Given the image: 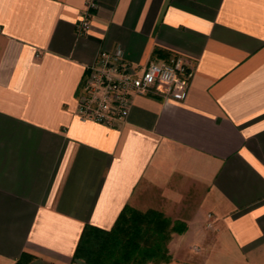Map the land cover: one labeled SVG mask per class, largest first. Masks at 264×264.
<instances>
[{
  "label": "crops",
  "instance_id": "obj_1",
  "mask_svg": "<svg viewBox=\"0 0 264 264\" xmlns=\"http://www.w3.org/2000/svg\"><path fill=\"white\" fill-rule=\"evenodd\" d=\"M0 0V264H71L85 226L131 207L183 223L166 264H264V0ZM182 58L183 101L76 116L86 68Z\"/></svg>",
  "mask_w": 264,
  "mask_h": 264
},
{
  "label": "built area",
  "instance_id": "obj_2",
  "mask_svg": "<svg viewBox=\"0 0 264 264\" xmlns=\"http://www.w3.org/2000/svg\"><path fill=\"white\" fill-rule=\"evenodd\" d=\"M99 0H85L76 25L77 35H85ZM191 68L182 58L168 62H149L136 70L121 47L101 51L86 68L77 98L76 116L107 127L124 122L134 97L159 93L174 101H183L190 86Z\"/></svg>",
  "mask_w": 264,
  "mask_h": 264
},
{
  "label": "trees",
  "instance_id": "obj_3",
  "mask_svg": "<svg viewBox=\"0 0 264 264\" xmlns=\"http://www.w3.org/2000/svg\"><path fill=\"white\" fill-rule=\"evenodd\" d=\"M185 231L183 223L160 212L125 207L109 230L84 227L71 264L83 257L91 236L96 245L85 253L88 264H166L170 261L168 244ZM33 258L23 253L14 264H27Z\"/></svg>",
  "mask_w": 264,
  "mask_h": 264
},
{
  "label": "rangeland",
  "instance_id": "obj_4",
  "mask_svg": "<svg viewBox=\"0 0 264 264\" xmlns=\"http://www.w3.org/2000/svg\"><path fill=\"white\" fill-rule=\"evenodd\" d=\"M145 212V211H144ZM96 245V242H94V239H93V236L89 237L88 240H87V243H86V252L90 249V248H94ZM83 253V257H81V259H77L74 261V264H88L87 263V260H86V256L87 254ZM171 259V257H170ZM27 264H44V263H40L38 261H36V259H29Z\"/></svg>",
  "mask_w": 264,
  "mask_h": 264
}]
</instances>
